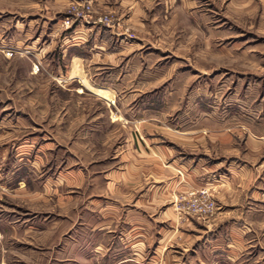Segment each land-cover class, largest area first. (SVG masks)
<instances>
[{"label": "rangeland", "instance_id": "obj_1", "mask_svg": "<svg viewBox=\"0 0 264 264\" xmlns=\"http://www.w3.org/2000/svg\"><path fill=\"white\" fill-rule=\"evenodd\" d=\"M87 3L92 16L96 15L92 19L108 17L109 25H102L104 28L113 30L119 24L128 38H134L141 44L140 47L135 46L149 68L145 75L129 77L121 85L129 90L141 84L144 91L135 100L144 103L151 112L150 132L163 139L153 143L171 142H167L164 136L173 144L178 138L183 139L180 148L173 145L176 151L194 155L196 144H199L203 146L199 148L200 152H216L217 158L227 162L233 158L244 160L242 155L245 151L254 148L251 140L260 142L262 145L258 150L261 153L253 158L247 157L246 162L253 169L257 164L261 165L259 169L262 168L260 171L264 176V0H0V85H7L12 80L13 84L16 81L37 87L45 84L52 88L54 85L47 79L42 81L26 74L32 68L31 57L14 49L31 46L37 37L40 41L33 45L34 49L42 47L39 45L44 40L42 45L46 47L47 35L54 23H57L58 37L64 29V18ZM97 3L101 4L102 12L95 9ZM48 11L50 15H47ZM86 20L91 19L88 17ZM77 24L78 21L74 26ZM79 69L80 64L75 62L73 70ZM85 77L72 78L75 80L71 81V93L58 89V94L73 98L69 111L75 133L85 126L82 116L85 122L92 112L99 115L102 131L108 134L103 142L105 151L97 154L95 145L93 150H88L81 140L71 142V165L87 172V185L71 189L63 205L58 204L56 196L47 203L41 202L37 242L11 234L15 221H8V237L3 242L5 244L6 239L9 250H20L17 247L32 249L39 257L38 264H264V219L260 221L255 213L249 216L246 225L243 221L232 220L226 224L223 219H215L218 212L244 207L251 201L249 197L255 189L253 187L244 189L235 198L234 201L238 200L236 205L222 209L213 189L207 188L215 209L204 217L194 214L188 203V193L203 188L190 189L176 196L171 192L173 195L170 194L164 207L154 203L152 211L143 210L141 214H133L119 227L116 224L118 229L123 228L125 235L120 237L121 240L117 239L115 224L107 225L109 220H101L95 213L96 208L101 207L99 197L103 196L100 191L104 185L95 176L124 165L128 157L121 159L119 153L115 156L114 149L123 143L118 136L131 132L133 125L111 124L106 101L113 102L112 94L105 88L90 84ZM80 84L96 96L103 94L105 98L98 97L106 100L103 101L105 105L85 90L87 94L77 93L74 88ZM53 111L57 118L64 112L62 109ZM49 112L54 114L52 110ZM214 127L226 129L231 139L215 141L208 137L204 141L202 138L209 134L208 129ZM259 136L261 141L256 139ZM246 140L250 144L246 145ZM157 159L158 156L153 157V161ZM156 174L152 173L153 179ZM180 174L178 172V176ZM261 190L259 200H264V186ZM143 191V188H136L132 199L123 200L120 208L124 210L131 206ZM136 207L143 209L138 204ZM162 207H170L172 215L162 214ZM259 210L264 211V202L260 203ZM13 212L16 214V209ZM121 213L124 216V212ZM27 215L31 214L25 211V219ZM142 217H146L145 221H140L144 220ZM132 224L136 228L143 224L140 227L149 228L151 232L150 243L136 247H141L143 252L132 249L126 252L118 243L127 244L129 238L126 236ZM229 224L234 226L233 235L243 241L242 252L231 256L220 251L235 245V237L227 236ZM221 229L224 233L212 246V235ZM160 234L164 239L156 259L152 257ZM9 264L18 263L13 261ZM19 264H31V261Z\"/></svg>", "mask_w": 264, "mask_h": 264}, {"label": "crops", "instance_id": "obj_2", "mask_svg": "<svg viewBox=\"0 0 264 264\" xmlns=\"http://www.w3.org/2000/svg\"><path fill=\"white\" fill-rule=\"evenodd\" d=\"M95 9L98 12L103 11L101 4L98 3ZM50 14L48 11L47 15ZM92 15L91 13V18L96 16ZM56 25L57 23H54L52 30L48 32L46 47L42 45L44 40L39 45L42 47L38 46L39 49H34L33 45L40 41V37H37L31 46L24 45L14 49L31 57L32 68L26 71L28 76L42 81L47 79L54 86L52 88L45 84L38 87L29 86L16 81L13 84L12 80H9L7 85H0V264H9L13 261L18 264L23 261L26 263L31 261V264L39 262L38 255L32 249L22 250L17 247L20 250L14 252L9 250L6 239L4 244V238L8 237V221H15L14 228L10 230L11 234L29 242H37L40 235L41 202L47 203L51 197L56 196L58 204L63 205L64 200H68V192L71 189L87 185L89 178L87 172L85 173L81 167L73 168L71 165L73 156L71 142L81 140L88 150H93L95 145L97 154L105 151L103 142L108 134L102 131V123L98 122L99 115L96 112H92L89 115L91 117L85 122L82 116V123L85 126L76 133L72 130L74 122L69 109L73 98L70 95L61 97L58 94V89L64 90V93H71L73 89L71 81L75 80L72 78L86 76L90 84L100 89H107L112 94V103L102 99L104 95L98 93V90L96 93L102 98L90 92L82 84L74 88L77 93L87 94L85 90L96 96L101 99L100 103L103 105H105L103 101H106V107L111 113L109 121L111 124L133 125L131 132L118 136L123 143L114 149L115 156L119 153L121 159L123 156L128 157L124 165L110 172L105 171L102 175L97 173L98 175L95 176L98 182L104 184L100 191L103 196L99 197L101 207L96 208L95 213L101 220L108 219L107 225L115 224L117 228L120 224H124L125 220L131 219L133 214L136 216L143 210L152 211L154 203L164 207L170 194L173 195L171 192L176 196L190 189L201 188L213 189L215 199L222 209L236 205L238 200L234 201L235 198L239 197L244 189L253 187L255 189L249 197L251 201L246 202L244 207L238 206L225 213L218 212L215 219H223L226 224L231 223L232 220L243 221L245 225L250 219L249 216L254 213L259 216L257 219L260 221L264 219V211L259 210L260 203L264 202L259 200L261 195L259 189H263L264 186L263 171H260L262 168L259 169L261 165L257 164L253 169L246 162L247 157L253 158L261 153L258 150L262 145L260 142L251 140L255 150L254 148L246 150L242 155L244 160L233 158L227 162L217 158L216 152L214 154L209 151L200 152L199 148L202 145L199 144H196L194 155L176 151L181 147L180 143L184 142L183 139L178 138L179 144L176 142L173 144L170 138L163 135L168 139L167 142H171L153 143L163 139L153 136L150 132L148 127L150 128L153 121L151 112L144 103L135 100L144 91L140 87L141 84L129 90L121 85L129 77L145 75L146 69L149 68L148 64H144L145 58L143 59L141 53L137 52L139 48L135 45L140 47L141 44L135 42L134 38H128L125 35L126 31L120 29L119 24L114 26L113 30H108L100 24L80 22L71 29H61L58 37H56ZM75 62L80 64L81 69L73 70ZM100 81L104 83L101 84ZM55 109L64 110L62 116L57 118L53 111ZM50 110L54 114L51 115ZM225 130L210 128L209 134L202 139L205 141L208 137H213L215 141H229L231 135ZM256 139L261 141L262 137ZM248 144L250 143L246 140V145ZM173 145L178 147L175 149ZM154 156H158L155 161H153ZM153 172L158 173L155 179L152 178ZM178 172L181 176H178ZM136 188H143V194L135 199L131 206L122 210L120 208L122 201L132 199ZM137 204L143 209L136 207ZM13 209H16V214H13ZM25 211L26 214H31L27 215L26 219L23 216ZM164 212L172 215L170 207L163 208L161 213ZM142 218L144 220L140 221H145L146 217ZM142 225L139 224L136 228L132 224V227L128 228L126 236L129 238L128 245L126 242H118L126 252L127 249L141 252L143 250L141 245L147 246L150 243L151 232L148 231L149 228H141ZM116 228L117 239L124 237L123 228ZM233 228L234 226L228 225L229 235L226 234L228 237L234 236ZM223 229L212 235V246L219 241ZM162 234L157 240L158 245L155 244L156 248L153 252L155 255L152 258H158L164 239ZM234 237L235 248L227 245L228 250L222 248L220 251L227 252L230 256L242 252L241 237ZM138 245L141 247L137 249Z\"/></svg>", "mask_w": 264, "mask_h": 264}, {"label": "built area", "instance_id": "obj_3", "mask_svg": "<svg viewBox=\"0 0 264 264\" xmlns=\"http://www.w3.org/2000/svg\"><path fill=\"white\" fill-rule=\"evenodd\" d=\"M80 7V6H79ZM90 5L87 3L81 8H76L66 16L62 22L64 29H71L74 27L76 21L80 22H93L100 25H109L108 17L91 18ZM91 19L89 21L86 18ZM189 209L194 212L198 217H204L212 214L215 209L214 202L211 200V194L207 188L198 191H191L188 193Z\"/></svg>", "mask_w": 264, "mask_h": 264}]
</instances>
